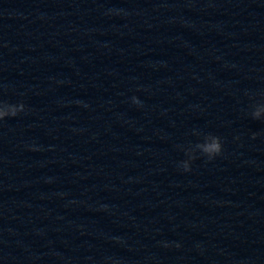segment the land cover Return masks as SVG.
I'll list each match as a JSON object with an SVG mask.
<instances>
[{
    "label": "clouds",
    "instance_id": "obj_1",
    "mask_svg": "<svg viewBox=\"0 0 264 264\" xmlns=\"http://www.w3.org/2000/svg\"><path fill=\"white\" fill-rule=\"evenodd\" d=\"M0 87L3 86L0 85ZM132 102L134 104H140V101L135 96L132 97ZM23 111H25V105L22 102L13 104L0 98V121H3L5 118L16 117ZM251 116L256 120L264 119V103L253 105ZM253 139H255V134L253 135ZM183 150L188 158L181 161L179 166L185 172H189L191 171V161L197 158V152L207 157L208 160L220 156L223 152L222 140L219 136L208 134L203 137L201 142H198L195 145H190ZM178 246L179 245H177V247Z\"/></svg>",
    "mask_w": 264,
    "mask_h": 264
}]
</instances>
